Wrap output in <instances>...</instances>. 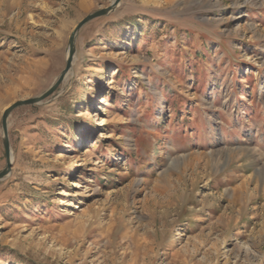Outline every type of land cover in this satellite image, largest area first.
<instances>
[{
    "label": "rangeland",
    "instance_id": "374dc122",
    "mask_svg": "<svg viewBox=\"0 0 264 264\" xmlns=\"http://www.w3.org/2000/svg\"><path fill=\"white\" fill-rule=\"evenodd\" d=\"M114 0H0L2 115ZM8 118L0 264H264V0H121Z\"/></svg>",
    "mask_w": 264,
    "mask_h": 264
},
{
    "label": "water",
    "instance_id": "95a60500",
    "mask_svg": "<svg viewBox=\"0 0 264 264\" xmlns=\"http://www.w3.org/2000/svg\"><path fill=\"white\" fill-rule=\"evenodd\" d=\"M121 0H114L112 4L103 9L96 10L87 16H85L78 24L76 25L75 29L73 30L70 39H69V49H68V55H67V63L63 71L61 72L60 76L56 80V82L50 86L44 93H42L40 96L36 97H31L27 99H21L10 106H8L2 115V128H3V143H4V148L7 156V167L0 172V180L4 179L9 173L11 172L12 169V150H11V145H10V140H9V130H8V118L10 113L17 107L24 106V105H36L38 103H41L44 99L52 95L58 86L63 82V80L66 78L69 70L71 69L72 62H73V57L75 54V39L77 36V33L79 30L87 24L89 21L107 15L109 12L113 11L120 3Z\"/></svg>",
    "mask_w": 264,
    "mask_h": 264
},
{
    "label": "bare ground",
    "instance_id": "6f19581e",
    "mask_svg": "<svg viewBox=\"0 0 264 264\" xmlns=\"http://www.w3.org/2000/svg\"><path fill=\"white\" fill-rule=\"evenodd\" d=\"M75 58H76V56L73 57V59H75ZM70 72H71V70H70ZM66 77H67V76H66ZM64 81H65V80H64Z\"/></svg>",
    "mask_w": 264,
    "mask_h": 264
}]
</instances>
